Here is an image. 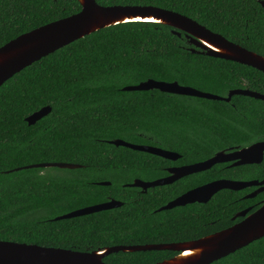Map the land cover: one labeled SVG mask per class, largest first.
<instances>
[{
    "label": "trees",
    "instance_id": "obj_1",
    "mask_svg": "<svg viewBox=\"0 0 264 264\" xmlns=\"http://www.w3.org/2000/svg\"><path fill=\"white\" fill-rule=\"evenodd\" d=\"M98 5L152 6L188 17L264 57L263 0H94ZM80 11L76 0H0V47ZM159 23L127 22L97 30L43 57L0 87V241L79 252L114 246L185 243L232 226L236 213L263 196L222 190L205 204L158 212L188 190L212 181L264 178L259 165L209 170L171 185L139 188L166 168L264 140V102L233 95L228 103L151 91H123L148 80L177 83L226 97L242 89L264 94V74L195 53L183 33ZM50 111L34 125L25 119ZM122 140L175 152L168 161L109 144ZM41 163L80 166L23 169ZM19 169V170H16ZM109 182V186L98 183ZM114 200L120 207L54 220ZM172 251L112 253L107 264H155ZM211 264H264V237Z\"/></svg>",
    "mask_w": 264,
    "mask_h": 264
},
{
    "label": "water",
    "instance_id": "obj_2",
    "mask_svg": "<svg viewBox=\"0 0 264 264\" xmlns=\"http://www.w3.org/2000/svg\"><path fill=\"white\" fill-rule=\"evenodd\" d=\"M80 11L50 22L32 31L24 33L0 47V87L22 69L29 67L43 57L81 39L97 30L127 22L159 23L168 26L173 34L188 39L194 49H200L207 56L232 61L249 66L264 74V57L236 45L222 36L207 30L194 20L178 13L152 6H111L98 5L94 0H76ZM264 7V0L258 2ZM123 91H151L196 97L200 99L223 101L228 103L233 95H240L264 102V94L249 90H232L226 97L205 93L177 83H165L148 80L135 86H128ZM44 107L25 119L28 125H34L49 113ZM115 147H124L133 151L147 153L168 161L175 162L179 155L148 145H135L116 139L109 141ZM264 159V141L245 148H236L227 152L216 153L212 158L191 165L167 169L168 176L150 182L135 179L126 185L146 191L157 186L171 185L174 182L209 170L216 164L234 162L230 167L261 164ZM59 168L74 170L80 168L71 163H41L23 167V169ZM19 170V169H16ZM109 186V182L98 183ZM264 181H230L216 180L193 188L168 202L158 212L183 207L194 203H207L221 190L239 191L246 187L263 186ZM256 194V193H255ZM251 195V197L255 196ZM122 203L110 200L106 203L92 205L56 217L54 220L81 217L101 211L120 207ZM245 212L238 216H245ZM264 237V204L244 217V219L224 230L205 236L195 241L180 244H157L136 246H114L91 252L71 251L61 248L41 247L32 244L0 241V264H107L103 259L112 253H133L146 251H173L178 255L155 264H211Z\"/></svg>",
    "mask_w": 264,
    "mask_h": 264
},
{
    "label": "flooded vegetation",
    "instance_id": "obj_3",
    "mask_svg": "<svg viewBox=\"0 0 264 264\" xmlns=\"http://www.w3.org/2000/svg\"><path fill=\"white\" fill-rule=\"evenodd\" d=\"M184 35V34H183ZM185 39H186V37H184ZM188 40V39H187ZM246 90V89H245ZM261 141H264V140H261ZM258 142H260V141H258ZM255 143H257V142H255ZM254 144V143H253ZM252 145V144H251ZM250 146V145H249ZM246 147H248V146H246ZM237 148H239V147H237ZM242 148H245V147H242ZM236 149V148H235ZM232 150V149H231ZM234 150V149H233ZM228 151H230V150H228ZM225 152H227V151H225ZM203 162V161H202ZM234 162H227V163H222V164H228V166H227V168H235V167H230L232 164H233ZM252 165H256V164H252ZM259 165V164H258ZM182 166H186V165H182ZM242 166H246V165H242ZM173 167H181V166H171V167H167L165 170H166V173H167V175L165 176V177H167L169 174H168V172H167V169H169V168H173ZM237 167H240V166H237ZM198 174V173H197ZM192 175H194V174H192ZM189 176H191V175H189ZM186 177H188V176H186ZM162 178H164V177H162ZM185 178V177H184ZM160 179V178H159ZM183 179V178H182ZM181 180V179H180ZM221 180H228V179H221ZM154 181V180H153ZM179 181V180H178ZM230 181H232V180H230ZM233 181H236V180H233ZM239 181H241V180H239ZM250 181H258V182H261V181H264V178L263 179H261V180H257V179H252V180H249V181H242V182H250ZM144 182H150V181H144ZM177 182V181H176ZM175 183V182H174ZM141 190V189H140ZM142 191V190H141ZM222 191V190H221ZM244 192V195L242 196L244 199H252V198H255V197H257V196H263L258 202H256V203H254V204H251V205H248L246 208H244V209H242L241 211H239L238 213H236L235 214V216L233 217V220H235V219H238V221L237 222H235L234 224H236V223H238V222H240V221H242L243 219H244V217H246V216H248V215H250L251 213H253L254 211H256L257 209H259L263 204H264V185L263 186H258V187H246V188H244V189H242V190H239V191H234V192ZM143 193L144 192H146V191H142ZM256 193V194H255ZM217 194V193H216ZM215 194V195H216ZM253 194H255V196H253V197H251V195H253ZM195 204V203H194ZM198 204H205V203H198ZM188 205H191V204H188ZM186 206V205H185ZM184 207V206H183ZM177 208V207H176ZM246 213L245 214V216L244 217H242V216H238V215H240L241 213ZM233 224V225H234ZM169 244H180V243H169ZM148 245V244H147ZM150 245H157V244H150ZM173 252V251H172ZM175 253V255L174 256H176V255H178V253L177 252H174ZM173 256V257H174Z\"/></svg>",
    "mask_w": 264,
    "mask_h": 264
},
{
    "label": "rangeland",
    "instance_id": "obj_4",
    "mask_svg": "<svg viewBox=\"0 0 264 264\" xmlns=\"http://www.w3.org/2000/svg\"><path fill=\"white\" fill-rule=\"evenodd\" d=\"M174 153H175V152H174ZM176 154H177V153H176ZM178 155H179V154H178ZM179 158H180V155H179ZM177 160H178V159H177ZM177 160H176V161H177ZM165 186H166V185H165ZM157 187H161V186H157Z\"/></svg>",
    "mask_w": 264,
    "mask_h": 264
}]
</instances>
